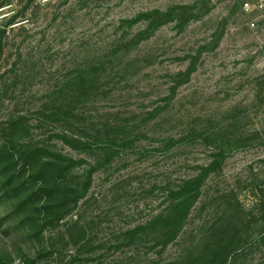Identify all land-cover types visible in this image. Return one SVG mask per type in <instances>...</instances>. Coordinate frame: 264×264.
I'll return each instance as SVG.
<instances>
[{"label":"rangeland","instance_id":"rangeland-1","mask_svg":"<svg viewBox=\"0 0 264 264\" xmlns=\"http://www.w3.org/2000/svg\"><path fill=\"white\" fill-rule=\"evenodd\" d=\"M174 5L181 26L131 22ZM3 144L42 149L0 189L8 264H264V0H0ZM194 178L166 242L151 220Z\"/></svg>","mask_w":264,"mask_h":264},{"label":"trees","instance_id":"trees-1","mask_svg":"<svg viewBox=\"0 0 264 264\" xmlns=\"http://www.w3.org/2000/svg\"><path fill=\"white\" fill-rule=\"evenodd\" d=\"M191 7L189 5H174L166 8L165 10H160V9H151L147 10L144 12H139L135 18L131 20V22H137V21H145L146 22V28L148 32H151L158 28L159 26L166 24L170 21H175V23L179 26L183 25L186 21L184 20L186 15L190 13ZM147 32V33H148ZM19 122L11 121L8 124L9 129L8 130H14ZM64 142L70 145L72 148L79 147L78 145H81L82 147L85 146L86 143H81L80 140L72 137H67L63 136ZM40 151L42 149L34 147L32 149L26 147V148H21L16 147L14 145H9L6 146L5 144L0 145V159H5L4 161L6 162L5 165L0 166V189L3 194L2 196H7V194L11 192H15L14 190L17 189L18 186H13V187H8L10 184V181L13 179L12 173H9L8 176L4 177L6 173L10 172L11 169L14 167V165L17 162H21L23 165L30 163L31 161L34 160L35 157H38L40 154ZM109 154H111L110 151H106L103 160L105 158H108ZM59 158V156H57ZM48 164L51 165L52 167H55L56 169L60 170L63 167L60 166L59 162H50L46 161L43 163V165ZM42 171L39 170L37 174L35 172L31 173L30 178L35 180L41 175ZM37 176V177H36ZM4 177V178H2ZM198 179L199 178H194L191 180H187L183 182L182 186L174 192V199L176 201H173L170 206L165 210L164 213L158 214L151 220L152 226H155L157 222L164 221L166 223H170L172 226L171 229L172 231L169 232L166 236V242L168 239L171 237L173 238L176 235V232L181 226L182 219L186 213V210L190 204V199H191V192H193L197 187H198ZM42 190V189H40ZM36 193L30 194L29 197H26L25 199L21 201H17V203L12 206L11 212L15 214V219L20 223L21 225L24 223V221H29L31 220V217L33 214L30 215H24L23 211L21 210L23 208H28L29 203L31 200H33V197H35ZM30 201V202H29ZM45 207V206H43ZM48 211V210H47ZM64 210H59L55 212H50L46 213L44 216V224L46 223H51L53 221H58L62 217V212ZM33 213H34V208H33ZM38 213V212H37ZM229 256V251L227 254H223L221 259H219L220 263L226 261L227 257ZM32 260V259H31ZM29 260V263L27 264H32V261ZM189 261L188 259H184L182 261H174L169 264H187ZM0 264H8L4 257L0 255Z\"/></svg>","mask_w":264,"mask_h":264}]
</instances>
